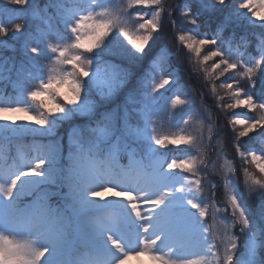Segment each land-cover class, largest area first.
<instances>
[{"label": "snow or ice", "instance_id": "snow-or-ice-1", "mask_svg": "<svg viewBox=\"0 0 264 264\" xmlns=\"http://www.w3.org/2000/svg\"><path fill=\"white\" fill-rule=\"evenodd\" d=\"M144 257L264 264V0H0V264Z\"/></svg>", "mask_w": 264, "mask_h": 264}, {"label": "trees", "instance_id": "trees-1", "mask_svg": "<svg viewBox=\"0 0 264 264\" xmlns=\"http://www.w3.org/2000/svg\"><path fill=\"white\" fill-rule=\"evenodd\" d=\"M43 2H44V0H41V3H43ZM181 2H182V0H168V4H169L170 6L179 5ZM176 15H179V13H176ZM213 27H214V25H213ZM237 31H238V33H239V32H241L242 30H239V29H238ZM172 33H173V28H172V26L169 24V25L167 26V29H166V33H165V35H166V37H167L168 39H171ZM163 42H164V40H163ZM161 43H162V42H161ZM173 51H175L174 48H173ZM250 51H252V49H250ZM171 59H172V64H173V66H180L182 69L187 67L186 65H181V64H180V57H179V56L173 55V57H172ZM148 64H149V61H145L144 66H143V69H142L140 72L137 73V76L141 75L142 72H143L144 70L147 69ZM184 72H185L188 76H186L185 74H183V73L181 72V74H180V80H181V82H182V79H183V76H184V78L188 79V81L190 82V83H189L190 85H193L195 88L200 89V90H202V91H204V92H207V89H203V88H202V85H201L200 81H198V80L196 79V75H195V74H190V73L187 72V71H184ZM183 80H184V79H183ZM132 84H135V78L133 79ZM132 84H130L128 87L131 88V87H132ZM9 90H10V89H9ZM205 97H206V99H207V101H208V102H207L208 105H210V106L214 105V101L212 100V98H211L210 96L205 95ZM123 99H124V96H123V94H122V95L120 96V98H119V101H122ZM119 101H118V102H119ZM216 119H217V122H218V123H221V124H222L223 121L226 119V115L217 113V117H216ZM220 132H221L222 135H224V136H228L230 130H227V129H224L223 127H221ZM226 150H227V152H228V156H229V158H234L235 161H236V163L238 164V163H239V160H238V158H235V157L233 156V151H232V149H231L230 147H227V146H226ZM212 178H213V180H218V179H219V178L216 177V176H213ZM216 201H223V196H221V197L218 196V198L216 197ZM259 203H260V202H259L258 200L252 203L251 208H252V211H253L254 213L258 211Z\"/></svg>", "mask_w": 264, "mask_h": 264}, {"label": "rangeland", "instance_id": "rangeland-1", "mask_svg": "<svg viewBox=\"0 0 264 264\" xmlns=\"http://www.w3.org/2000/svg\"><path fill=\"white\" fill-rule=\"evenodd\" d=\"M176 15V14H175ZM162 43H163V40L161 41ZM164 42H166V41H164ZM183 74H185L186 76H188L184 71H181ZM184 79V80H183ZM183 79H182V84H184V85H190L189 83V81H188V79H186V78H184V76H183ZM205 102L207 103L208 101H207V99H206V97H205ZM208 104V103H207ZM213 179V178H212ZM218 196H223V188H222V186H219L218 187V189H217V191H216V197L218 198ZM218 204H220V205H222L223 204V201H216ZM210 222V221H209Z\"/></svg>", "mask_w": 264, "mask_h": 264}, {"label": "bare ground", "instance_id": "bare-ground-1", "mask_svg": "<svg viewBox=\"0 0 264 264\" xmlns=\"http://www.w3.org/2000/svg\"><path fill=\"white\" fill-rule=\"evenodd\" d=\"M143 259V261H144V264H149V261H148V258L147 257H144V258H142ZM130 264H137V261L136 260H132L131 262H130Z\"/></svg>", "mask_w": 264, "mask_h": 264}]
</instances>
